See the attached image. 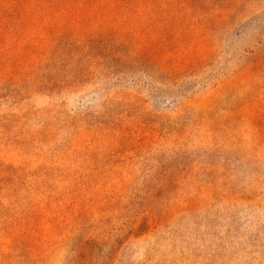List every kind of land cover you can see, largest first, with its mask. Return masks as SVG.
<instances>
[{"label": "rangeland", "instance_id": "1", "mask_svg": "<svg viewBox=\"0 0 264 264\" xmlns=\"http://www.w3.org/2000/svg\"><path fill=\"white\" fill-rule=\"evenodd\" d=\"M174 3L0 70V264H264V0Z\"/></svg>", "mask_w": 264, "mask_h": 264}, {"label": "trees", "instance_id": "2", "mask_svg": "<svg viewBox=\"0 0 264 264\" xmlns=\"http://www.w3.org/2000/svg\"><path fill=\"white\" fill-rule=\"evenodd\" d=\"M162 0H0V70L12 68L11 76L27 67L29 59L60 56L76 50L87 58L121 55L137 56L141 49L132 32H142L137 14L155 31L159 25L166 35L171 24L168 15L174 2L193 8L191 0H172L162 7ZM168 36V34L166 35ZM165 36V37H166ZM43 40V44H39ZM161 43V40L155 41ZM153 43H151V46ZM98 48H100L98 50ZM153 47L147 50L151 54ZM102 52V53H101ZM142 56V55H141ZM36 66L45 68L47 59ZM120 57V58H121ZM147 60V58H146ZM46 61V62H45ZM119 62V60H117ZM51 71V70H49ZM32 218H28L30 222Z\"/></svg>", "mask_w": 264, "mask_h": 264}]
</instances>
